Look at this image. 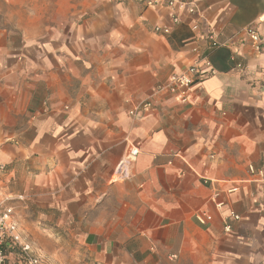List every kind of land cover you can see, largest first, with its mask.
<instances>
[{"label": "crops", "instance_id": "crops-1", "mask_svg": "<svg viewBox=\"0 0 264 264\" xmlns=\"http://www.w3.org/2000/svg\"><path fill=\"white\" fill-rule=\"evenodd\" d=\"M190 1L172 24L164 2L57 0L37 38L0 33V196L24 229L95 264H264V50L244 32L264 35V0ZM198 54L215 73L186 102L128 113Z\"/></svg>", "mask_w": 264, "mask_h": 264}, {"label": "built area", "instance_id": "built-area-1", "mask_svg": "<svg viewBox=\"0 0 264 264\" xmlns=\"http://www.w3.org/2000/svg\"><path fill=\"white\" fill-rule=\"evenodd\" d=\"M146 7L165 3L169 11L170 22L176 24L180 21V11L185 10L188 14L197 13V5L190 0H139ZM260 18L264 19V13ZM193 28H197L194 23ZM153 31L156 33H169V26H154ZM244 32L249 39L250 48L254 52L264 50V35L259 33L253 26H246ZM207 48L212 49L224 42L218 41L214 34L207 36ZM196 50V49H195ZM240 67V64H237ZM215 73L207 54H198L192 63L179 72L169 74L165 82L158 84L152 95L146 99L134 102L128 113L131 116H140L144 112L156 107L155 96L166 94L178 102H186L192 90L195 76L205 78ZM137 150H131L130 155H135ZM252 169V168H250ZM220 205V203H218ZM237 217L236 215H233ZM229 230V226H225ZM32 245L25 240L16 217L14 206L9 197L0 196V264H44Z\"/></svg>", "mask_w": 264, "mask_h": 264}, {"label": "rangeland", "instance_id": "rangeland-1", "mask_svg": "<svg viewBox=\"0 0 264 264\" xmlns=\"http://www.w3.org/2000/svg\"><path fill=\"white\" fill-rule=\"evenodd\" d=\"M56 1L0 0V33L11 34L15 47H19L22 44V38L26 37L29 40L37 38L39 34L45 31L46 26H51L55 23ZM74 1L81 2L86 0ZM12 205L15 210V205L13 203ZM19 227L25 240L41 256L44 264H95L92 263L93 255L91 250L83 247L78 241L74 242L77 247L69 242H64L62 247L59 245V248L53 241V234H41L38 231L30 233L28 231L29 227L24 229L20 223ZM30 227L34 231L35 228L33 226Z\"/></svg>", "mask_w": 264, "mask_h": 264}]
</instances>
